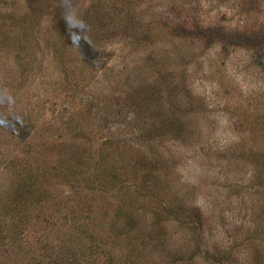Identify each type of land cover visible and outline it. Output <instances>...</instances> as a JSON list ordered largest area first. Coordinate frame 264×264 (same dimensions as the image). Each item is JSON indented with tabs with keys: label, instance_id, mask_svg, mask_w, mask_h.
<instances>
[{
	"label": "rangeland",
	"instance_id": "1",
	"mask_svg": "<svg viewBox=\"0 0 264 264\" xmlns=\"http://www.w3.org/2000/svg\"><path fill=\"white\" fill-rule=\"evenodd\" d=\"M58 1L0 0V237L7 241L0 240V264H25L28 256L36 257L29 260L31 264H40L50 257L49 253L43 258L46 252L40 255L37 245L44 229L51 228L53 212L48 203L38 213L2 209L9 205L15 179L43 167L56 198L72 197L51 168L70 153H82L84 144L75 138L82 129L118 139L120 125L131 130V138L138 133L136 124L153 127L150 111L139 114V120L134 117L128 94L137 84L160 79L151 72L159 59L166 61L175 83L183 69L180 61L184 65L185 77L199 99L190 115L194 133L188 139L170 136L164 142L150 133L169 166L166 163L155 173L154 182L146 179L144 170L134 174L132 167L122 172L124 181L107 175L108 190L96 192L85 203L106 227L122 204L123 193L130 207L137 205L146 231L162 209L149 194L136 197L134 188H128L141 182L159 191L167 205L164 217L182 215L187 222L170 221L162 247L155 248L152 242L125 247L135 256L142 252L137 264H217L208 260L206 252L215 254L218 249L233 253V264H246L254 254L250 237L257 238L256 247L264 256V0L126 1V9L115 15L121 23L129 20L137 27L132 38L148 42L134 45L136 50L126 58L109 50L110 54L92 57L64 50L60 56L53 28L61 16ZM88 4L89 0H69L67 6L76 11ZM37 5L34 14L29 12ZM88 30L90 37H98ZM108 100L105 110L111 117L104 124L85 111L92 102L101 105ZM166 108L171 109L169 102ZM75 143L77 148L72 149ZM112 148L107 149L113 160L124 152L123 165L137 156L122 149L113 153ZM259 153L262 158L257 163L254 157ZM122 254L123 250L118 253ZM257 261L264 264V257L259 254Z\"/></svg>",
	"mask_w": 264,
	"mask_h": 264
},
{
	"label": "trees",
	"instance_id": "2",
	"mask_svg": "<svg viewBox=\"0 0 264 264\" xmlns=\"http://www.w3.org/2000/svg\"><path fill=\"white\" fill-rule=\"evenodd\" d=\"M68 1L59 0L57 2V15L61 14V16L57 18V22L53 27L59 42L56 52L60 56L64 54V50L77 51L83 57H92L93 55L106 53L109 50L113 51L112 53L116 54V57L126 58L136 50L134 45L142 44V46H145L148 43L147 41L138 42L132 38L133 33L137 32V27L131 24L129 20L121 23V19H118L115 15L126 9L124 2L129 0H111V2L113 1L112 4H107L109 0H89L85 10L75 11L90 28L88 33L94 32L98 35L95 38L90 37L85 33V30L79 31L69 27L66 12L70 11L72 7L67 6ZM39 7L28 11L34 14ZM23 20L26 22V13ZM59 37L60 39L65 37L68 41L61 42ZM118 37L119 39L116 40ZM155 55L162 57L163 53L156 51ZM155 62V68L151 72L156 74L157 78H160L156 80L162 82L164 87L160 86L161 83L155 80V84L148 82L147 84H137L136 88L131 89L132 92L128 94L135 111L134 117L139 120L141 119L138 118L139 114L145 116V111H150L149 120L152 122L153 127L150 123L136 124L135 131H138V133L136 132V138H131V130H125V125H120L116 134L118 139L115 135L113 137L99 136L94 129L89 132L82 129L80 134L77 133L79 135L75 137L79 143L84 144L82 153L79 155L70 153L68 158H60L58 164L51 168L50 171L56 170L55 179L72 191V197H59L62 200L56 198L51 189L53 181H47L48 175L45 176L42 173L43 167L22 172L15 179V188L12 189L8 201L9 205L3 206V211H22L23 208H26L25 211L36 210L38 213L42 209L45 211L46 203H48L53 212L50 216L51 220H49L51 221L49 222L51 228L49 230L44 229L45 234L39 238L40 242L37 244L41 250L40 255L46 252L45 255L42 254L41 256L47 258L50 253V257L48 261L45 260L40 264H137L142 262V252L140 251V254L135 256L131 254L133 251L128 250L129 252L126 253L124 251L125 247L131 248L134 245L140 246V244L144 246L151 242L155 245V248L162 247L166 244L165 241L168 238L167 227L169 228V222H187L181 218L182 215L180 214L173 216L171 213L172 217H164L168 213L166 211L167 205L160 199L159 191H155L157 189L152 191L145 183L142 185L141 182L138 184L136 182L128 188H134L132 193H136V197H147L146 195L149 194L150 199L157 204L156 207L162 209L160 213L156 211L152 227L146 231H143L144 228L140 223L142 216L137 210V205L130 207L126 203V198L122 192V204L117 206L113 218L106 227L102 225V220H99L97 215L91 214L90 206L85 203L88 197L94 196L96 192L103 194L104 191L108 190L109 187L104 183L107 175H109V178L115 179V177H118L117 180L124 181L121 178L122 172L127 167H132L134 174L144 170L146 179H151L154 182L155 173L160 168L161 170L165 168L166 163L167 167L169 166L168 157L160 144L154 145L153 139L149 136L150 133L153 136L160 137L161 142H164L170 136L176 139H188L190 138L188 135L194 133L190 132V121H192L190 115L195 112L193 110L199 103V99L194 89L189 86L190 83L185 77L182 61L180 62L183 69L179 82L176 83V79H174L166 61L159 59ZM135 68L143 71L146 69L145 65H136ZM148 71L145 70V73ZM166 92L169 96L165 98ZM168 102L172 110L166 108ZM110 103L109 100L101 105L92 102L91 107L89 106L85 111L90 117L104 124L105 120L111 117L109 109L105 110ZM96 129L98 128L96 127ZM109 145L114 146L112 148L113 153L122 149L128 150L130 153L135 152L137 156H133L123 165V159L120 156L124 152H121L118 155L119 157L113 160L109 154L111 151L107 149ZM71 148H77L76 143ZM259 158H262L260 153L258 157H254L257 163L261 162ZM116 160L120 163L119 165L115 163ZM42 176H45V179L41 180ZM123 198L125 199L123 200ZM179 209L182 210L180 207ZM39 216L37 215V218ZM17 221L22 223L19 220ZM38 221H42V219H38ZM198 221L200 223V219ZM198 226L202 227L201 223ZM249 239L250 247L254 248V254L251 253L252 260L246 264H261L257 261V257L260 254L263 260L264 256L261 250L256 247L255 240L257 238L250 237ZM0 240L3 244L7 242L1 237ZM144 248L149 249V246ZM122 250L123 254L118 255ZM8 255L9 260L11 255ZM206 256L208 260L217 264H233L234 260L233 253L226 251V249H218L215 254L206 252ZM32 258L36 259L35 256H28L25 264H28ZM29 264L31 263L29 262Z\"/></svg>",
	"mask_w": 264,
	"mask_h": 264
},
{
	"label": "clouds",
	"instance_id": "3",
	"mask_svg": "<svg viewBox=\"0 0 264 264\" xmlns=\"http://www.w3.org/2000/svg\"><path fill=\"white\" fill-rule=\"evenodd\" d=\"M66 20L70 28H74L79 31H84L87 29L86 22L78 16L74 9H71L70 11L66 12Z\"/></svg>",
	"mask_w": 264,
	"mask_h": 264
}]
</instances>
